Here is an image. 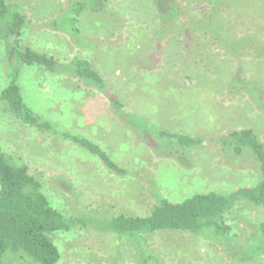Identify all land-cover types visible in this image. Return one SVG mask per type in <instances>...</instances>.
<instances>
[{"label":"rangeland","instance_id":"1","mask_svg":"<svg viewBox=\"0 0 264 264\" xmlns=\"http://www.w3.org/2000/svg\"><path fill=\"white\" fill-rule=\"evenodd\" d=\"M74 1L9 0L28 20L24 45L63 62L89 59L120 105L72 75L39 66L22 68V93L44 118L98 142L128 171L113 172L71 140L38 133L0 111V144L29 165L55 207L100 220L148 216L162 197L177 202L258 182L256 155L222 139L252 128L264 142V0H225L214 17L209 0H173L166 14L157 0H107L106 13L87 10L79 19L82 40L55 27ZM207 21L213 30L202 25ZM13 66L0 40V93ZM163 132L197 141L182 145ZM227 220L244 242L264 221V209L239 203ZM52 238L59 264H136L139 255L134 241L99 227ZM147 245L157 256L151 264H240L210 235L159 232ZM4 264L31 263L8 254Z\"/></svg>","mask_w":264,"mask_h":264},{"label":"trees","instance_id":"2","mask_svg":"<svg viewBox=\"0 0 264 264\" xmlns=\"http://www.w3.org/2000/svg\"><path fill=\"white\" fill-rule=\"evenodd\" d=\"M209 1L215 3L211 16L214 17L225 0ZM172 3L173 0H157L156 6L166 14L173 10ZM87 10L102 15L108 10L107 0H75L62 22V16L55 21V27L69 29L80 40L86 38L78 23ZM201 23L207 29L214 28L208 21ZM27 25V17L18 5L9 0H0V40L8 61L14 65L7 74L8 83L0 93V111L38 133L71 140L89 154L97 156L113 172H127L98 142L78 131L53 123L26 102L20 84L22 68L39 66L52 74L72 75L110 94L115 105L121 103L115 94L109 93L111 89L106 79L89 59L75 57L63 62L47 52L24 45L22 37ZM163 136L175 138L182 145H192L197 141L179 133L163 132ZM222 140L227 147L247 148L256 155L261 174L256 184L235 188L227 193L216 190L196 193L177 202L162 197L148 216L117 213L103 220L66 215L59 210L44 192L42 181L31 174L29 165L0 144V264L5 263L8 254L22 257L31 264H59L62 254L52 235L86 226L114 233L120 240L128 238L134 241L139 248L136 264H151L156 260V254L149 251L147 243L149 235L159 232L210 235L212 239L225 244L230 253L238 257L240 264L264 262V221L258 222L257 231L249 240L241 242L227 220L228 211L239 203L264 209V142L252 128L235 130L223 136Z\"/></svg>","mask_w":264,"mask_h":264}]
</instances>
